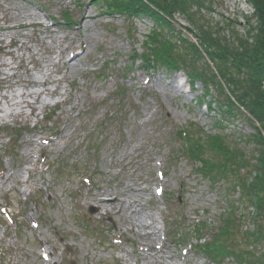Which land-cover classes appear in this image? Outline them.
Masks as SVG:
<instances>
[{
	"label": "rangeland",
	"instance_id": "374dc122",
	"mask_svg": "<svg viewBox=\"0 0 264 264\" xmlns=\"http://www.w3.org/2000/svg\"><path fill=\"white\" fill-rule=\"evenodd\" d=\"M18 12L39 16L57 40L44 26L0 29V59L23 75L20 56L33 66L27 44L37 52L35 58L53 56L49 70H58L54 76L61 81L48 85L56 88L54 94L42 93L27 120L5 118V111L19 109L0 98V264H212L198 250L195 230L202 227L210 241L227 201L238 194L228 193L223 180L214 184L200 174L179 132L202 139L219 133L251 152L253 146L240 139L254 132L246 113L237 112L220 127L221 109L210 95L200 100L199 82L192 88L181 69L145 67L142 56L148 54L145 45L154 26L148 16L109 14L86 0H0V25L18 22L6 16ZM86 12L95 19L78 22ZM252 12L246 0H212L203 23L227 35L230 28L242 31ZM174 18L175 31L192 28L184 16L175 13ZM77 33L87 38L88 47L79 68L66 76L49 46L56 51L71 43L79 49ZM31 74L41 77L37 69ZM158 82L182 92L164 95ZM13 89L22 91L18 85ZM10 93L0 86V94ZM67 95L71 101L62 103ZM62 129L73 131L65 146L43 149ZM34 135L38 145L32 144L29 163L25 146ZM34 166L30 179L27 171ZM7 171L20 181L5 180ZM123 184L136 187L137 208L157 231L151 251L147 239L116 213L112 225L91 199L98 188L110 194Z\"/></svg>",
	"mask_w": 264,
	"mask_h": 264
},
{
	"label": "trees",
	"instance_id": "16d2710c",
	"mask_svg": "<svg viewBox=\"0 0 264 264\" xmlns=\"http://www.w3.org/2000/svg\"><path fill=\"white\" fill-rule=\"evenodd\" d=\"M89 1L109 14L152 19L143 63L184 70L192 87L199 82L204 89L200 100L210 95L221 109L216 122L220 127L237 112L246 113L254 132L240 139L253 146L251 152L219 133L204 134L202 139L182 131L179 137L183 135L186 153L204 178L214 184L223 180L228 193L238 194L227 201L210 241L197 225L199 239H204L200 249L215 264L225 259L232 264H264V0H246L253 9L251 19L245 18L242 31L230 28L227 35L203 23L212 0ZM175 13L184 16L192 28L175 31Z\"/></svg>",
	"mask_w": 264,
	"mask_h": 264
},
{
	"label": "bare ground",
	"instance_id": "6f19581e",
	"mask_svg": "<svg viewBox=\"0 0 264 264\" xmlns=\"http://www.w3.org/2000/svg\"><path fill=\"white\" fill-rule=\"evenodd\" d=\"M7 11V10H6ZM9 15V16H8ZM8 18H14L18 20V22H11L7 23L5 26L0 25V29H16L19 27H39L44 26V30L47 34L50 35L53 41L57 40L56 37H53L54 33L51 32V29L47 25H43L41 18L39 16H36L35 14L32 16L28 12H24V14L18 12V13H7ZM18 17V18H17ZM95 19V16L92 13H85L80 17V21L82 20H93ZM23 21V22H22ZM36 32V29L34 30ZM75 42L78 44V48H75L73 44L71 43L66 47L62 48V44L57 48L55 51L54 46L50 45L49 47L53 48V54L56 55L55 58H57V63L61 65L63 69H65L64 73L66 76H69L74 71H76L79 68V65L81 63L80 59L82 57V53L85 51L87 46V41L84 36L81 35V33H77ZM15 42V41H12ZM11 42V43H12ZM42 44L43 40H42ZM25 49L28 50L30 53L29 57L31 63H33L32 68H28V62H26L23 58V56H20L19 59V67L24 70V74H20L18 69L13 67L10 63L1 60L0 59V86H2V89H11V93L9 94L11 99H9V95L7 94H0V98L4 99L6 103L12 102V105L18 106V111L14 112L12 110L5 111L4 117L5 118H13L18 119L21 117L24 120L30 119V116H34L33 109L35 108V104L39 103L40 96L42 93H46L48 95L54 94L56 88L50 89L48 85L52 84L55 87H57V84L61 81V79H56L54 76V72H58V70L55 69V71H50L49 66L53 63V56L52 55H41L40 58H35V55L37 52L33 53V49L31 46L25 45ZM62 52V54H61ZM9 53V51H8ZM58 53V54H57ZM13 57V56H12ZM71 60V61H70ZM57 64L56 62H54ZM6 67L9 71H12L11 73L6 72L2 70V68ZM32 69H37L40 73V78H34L31 74ZM159 85H161V91L164 95H176L179 96L181 94L182 90L180 87H174L173 85H162L160 82H158ZM14 85H18L21 88V92L18 93L16 90L13 89ZM29 87H37L38 90H29ZM41 88V89H40ZM32 99V101L28 100L27 98ZM20 99V101L15 102V99ZM14 101V102H13ZM71 98L70 95H67L63 100L62 103L70 102ZM44 105V104H43ZM24 108L30 109L31 112L27 113ZM0 112H3L2 107L0 105ZM62 112V111H61ZM60 119V118H59ZM73 131H64L63 129L59 131V136L56 138H49L45 141V146L43 149L46 151H59L62 147L65 146L67 141L70 139ZM35 136V135H34ZM36 140L38 141L37 137L28 140V143L25 146V154L26 158L30 163V158L28 157L29 154L33 151L32 144L38 145ZM27 161V162H28ZM35 165V164H34ZM35 169V166L33 168H30L28 173V178H32ZM5 180L9 179H16L17 181H20V179L17 178L16 172H9L7 171L5 175H3ZM27 185L31 187L30 184ZM136 189V187L129 186L128 184H123L119 190H112V192L109 194L105 189L98 188L96 192L92 193V201L101 209L105 210V216L107 219H109L112 223V225L115 226V224L112 221V215L114 213L118 214L120 218L127 224H129L133 231L138 233L141 236V239L145 238L149 242L146 247L148 250H153V242H154V236H157V231H155V228L151 226V224L144 218V215L139 212V209L137 207H141L140 203L137 201L136 194H133V190ZM110 196V200H106V198ZM107 207H110L108 210ZM151 216H149V219ZM136 228V231L134 230ZM158 249L154 248V251ZM160 252V251H159ZM154 264H159L156 261H154Z\"/></svg>",
	"mask_w": 264,
	"mask_h": 264
}]
</instances>
